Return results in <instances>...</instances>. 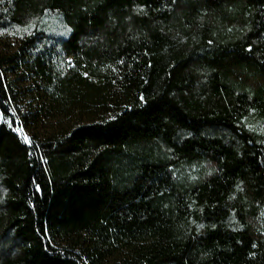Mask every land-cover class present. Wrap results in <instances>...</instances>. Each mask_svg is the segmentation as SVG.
I'll use <instances>...</instances> for the list:
<instances>
[{"label": "trees", "instance_id": "trees-1", "mask_svg": "<svg viewBox=\"0 0 264 264\" xmlns=\"http://www.w3.org/2000/svg\"><path fill=\"white\" fill-rule=\"evenodd\" d=\"M0 264H264V0H0Z\"/></svg>", "mask_w": 264, "mask_h": 264}, {"label": "rangeland", "instance_id": "rangeland-1", "mask_svg": "<svg viewBox=\"0 0 264 264\" xmlns=\"http://www.w3.org/2000/svg\"><path fill=\"white\" fill-rule=\"evenodd\" d=\"M19 132H20V135H21L23 138L27 137V133H26L24 130H21V131H19ZM27 141H28V137H27Z\"/></svg>", "mask_w": 264, "mask_h": 264}, {"label": "snow or ice", "instance_id": "snow-or-ice-1", "mask_svg": "<svg viewBox=\"0 0 264 264\" xmlns=\"http://www.w3.org/2000/svg\"><path fill=\"white\" fill-rule=\"evenodd\" d=\"M18 131H21V130H18ZM24 139H25V141L27 142V137H25Z\"/></svg>", "mask_w": 264, "mask_h": 264}]
</instances>
